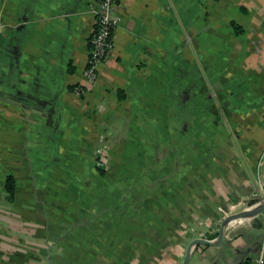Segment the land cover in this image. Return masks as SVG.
I'll return each mask as SVG.
<instances>
[{"label":"crops","instance_id":"obj_1","mask_svg":"<svg viewBox=\"0 0 264 264\" xmlns=\"http://www.w3.org/2000/svg\"><path fill=\"white\" fill-rule=\"evenodd\" d=\"M96 1L0 0V264H182L264 188V0H121L90 81Z\"/></svg>","mask_w":264,"mask_h":264},{"label":"built area","instance_id":"obj_2","mask_svg":"<svg viewBox=\"0 0 264 264\" xmlns=\"http://www.w3.org/2000/svg\"><path fill=\"white\" fill-rule=\"evenodd\" d=\"M121 0H97L93 7L95 14V27L93 36L90 40V53L88 57V64L86 67V74L90 81H96L98 76V66L105 61L113 50V34L115 28L120 22L119 16L116 14V8ZM81 92L79 88L75 90ZM99 164L106 165L107 157L99 150ZM260 196L264 200V188L261 185ZM246 202H230L227 206L220 207V211L224 217L243 210ZM248 206V202H247ZM247 208V207H246ZM229 237V236H228ZM231 237V236H230ZM246 264H264V238L261 241L258 253L249 259Z\"/></svg>","mask_w":264,"mask_h":264},{"label":"water","instance_id":"obj_3","mask_svg":"<svg viewBox=\"0 0 264 264\" xmlns=\"http://www.w3.org/2000/svg\"><path fill=\"white\" fill-rule=\"evenodd\" d=\"M261 214H264V200H262L260 196H255L251 198V200L248 201L247 208L224 217V219L221 222L220 228H219L218 236L216 238L214 239L206 238V237L194 238L190 242L187 248V252H186V255H185V258L182 264H189L194 248L199 245L223 246L227 237L233 236L230 234L231 231H233L232 228H238L242 224H248L250 223L249 221H252L251 219L253 218L254 219L256 218V220L252 222L253 224L261 225L262 221L259 220L258 218V216ZM243 219H249V221L238 222L239 220H243ZM235 261H236V264H239L241 262V258L240 259L236 258Z\"/></svg>","mask_w":264,"mask_h":264},{"label":"trees","instance_id":"obj_4","mask_svg":"<svg viewBox=\"0 0 264 264\" xmlns=\"http://www.w3.org/2000/svg\"><path fill=\"white\" fill-rule=\"evenodd\" d=\"M234 26H235V28L237 29L238 32L241 31V28H240L239 25L234 24ZM5 188H6V191L8 192V194H9L10 198H13L14 195H15V191H16V179H15V177L13 175H8L6 177ZM214 237H216V235H212L211 236V238H214ZM252 257L250 256V258H247V261L249 259H251ZM247 261H241L239 264H246Z\"/></svg>","mask_w":264,"mask_h":264},{"label":"rangeland","instance_id":"obj_5","mask_svg":"<svg viewBox=\"0 0 264 264\" xmlns=\"http://www.w3.org/2000/svg\"><path fill=\"white\" fill-rule=\"evenodd\" d=\"M100 137H101V136H100ZM108 164H109V163H107L105 166L108 167ZM105 166H104V167H105ZM243 225H244V224H242V225L239 227V230H240V229H244V226H243ZM225 246L229 247V244L226 243ZM233 254H235V258H234L233 260H234V264H236V261H235V260H236V255H237V252H236V251H235V253H227V252H225L222 256H223L224 259H226V260L229 261V260L232 258ZM233 257H234V256H233ZM249 258H250V257H249ZM239 259H240V258H239ZM233 260H232V261H233ZM211 264H226V263H225V261L220 260V261H217V262L212 261ZM227 264H231V263H227Z\"/></svg>","mask_w":264,"mask_h":264},{"label":"flooded vegetation","instance_id":"obj_6","mask_svg":"<svg viewBox=\"0 0 264 264\" xmlns=\"http://www.w3.org/2000/svg\"><path fill=\"white\" fill-rule=\"evenodd\" d=\"M251 255L247 249L238 251L236 258H241V261H247V258H249Z\"/></svg>","mask_w":264,"mask_h":264}]
</instances>
